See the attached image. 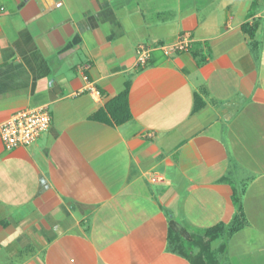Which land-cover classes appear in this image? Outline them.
Returning <instances> with one entry per match:
<instances>
[{"label": "crops", "instance_id": "crops-1", "mask_svg": "<svg viewBox=\"0 0 264 264\" xmlns=\"http://www.w3.org/2000/svg\"><path fill=\"white\" fill-rule=\"evenodd\" d=\"M41 107L34 144L0 139V264H190L169 235L235 198L229 242L264 245V0H0V125Z\"/></svg>", "mask_w": 264, "mask_h": 264}, {"label": "built area", "instance_id": "built-area-1", "mask_svg": "<svg viewBox=\"0 0 264 264\" xmlns=\"http://www.w3.org/2000/svg\"><path fill=\"white\" fill-rule=\"evenodd\" d=\"M193 44L190 36L182 33L173 45L152 46L140 44L136 50V61L140 66H144L150 58V53L156 48L165 54L188 51ZM85 92L94 101H99L101 95L99 89L93 82L89 81L86 75ZM50 126V113L47 107L20 111L14 114L9 120L0 125V139L7 149L17 147H27L36 142L40 135L47 131Z\"/></svg>", "mask_w": 264, "mask_h": 264}, {"label": "trees", "instance_id": "trees-1", "mask_svg": "<svg viewBox=\"0 0 264 264\" xmlns=\"http://www.w3.org/2000/svg\"><path fill=\"white\" fill-rule=\"evenodd\" d=\"M257 26L255 24L249 25L245 23L241 26L244 33L253 36ZM238 199L235 198L236 206ZM241 205L236 207V215L229 225L224 226L221 224L202 230L192 235L191 241H180L177 244L175 235H169V246L173 251L179 252L190 264H216L214 256L216 251L211 249V244L222 236L230 237L236 231L243 227ZM176 238V239H175Z\"/></svg>", "mask_w": 264, "mask_h": 264}, {"label": "rangeland", "instance_id": "rangeland-1", "mask_svg": "<svg viewBox=\"0 0 264 264\" xmlns=\"http://www.w3.org/2000/svg\"><path fill=\"white\" fill-rule=\"evenodd\" d=\"M250 204L251 202H248L247 204V210H248L247 213L252 214V210H249L248 208ZM239 206L240 204H238L236 207H239ZM255 212L257 213L256 219L262 222L260 224L256 222V224L259 225V226H256V228L263 227L262 229H264V206H261L260 210L259 208L258 210L255 209ZM244 248L247 249V247H245V244L243 243V237H240V236L235 237L234 240H232L231 242H229V237L222 236L211 244V249L216 251L212 255L214 256V261L216 262V264H264V245L262 247L256 248L255 250L247 251L250 254L249 256H247V252L244 251L245 250ZM229 250L233 252L237 251L238 253L229 254L228 253ZM251 251H254V253Z\"/></svg>", "mask_w": 264, "mask_h": 264}]
</instances>
